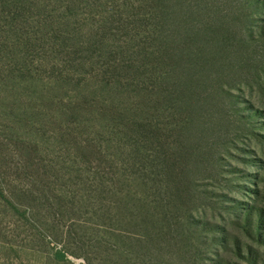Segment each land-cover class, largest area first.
Masks as SVG:
<instances>
[{
  "label": "rangeland",
  "instance_id": "rangeland-1",
  "mask_svg": "<svg viewBox=\"0 0 264 264\" xmlns=\"http://www.w3.org/2000/svg\"><path fill=\"white\" fill-rule=\"evenodd\" d=\"M125 1H38L19 27L39 76L48 80L72 67L68 62L99 42ZM136 13L144 21V12ZM136 36L140 48L143 34ZM245 73L230 97L203 101L200 122L182 136L171 127L161 134L163 117L145 99L148 113L136 118L153 122L146 131L124 121L106 137L97 120L89 117L96 128L71 126L47 101L50 116L34 114L30 124L13 113L24 95L3 89L0 264H250L243 255L250 245L264 264V247L239 224L252 206L264 209V117L250 110L264 109V84ZM161 140L168 143L164 156ZM222 227L230 238L220 248Z\"/></svg>",
  "mask_w": 264,
  "mask_h": 264
},
{
  "label": "trees",
  "instance_id": "trees-1",
  "mask_svg": "<svg viewBox=\"0 0 264 264\" xmlns=\"http://www.w3.org/2000/svg\"><path fill=\"white\" fill-rule=\"evenodd\" d=\"M38 1L0 0V95L5 88L22 93V106L13 113L21 112L30 124L35 123L34 114L50 116L42 107L47 101L53 115L64 117L71 126L96 128L89 117L97 120L108 129L106 137L115 135L124 121L146 131L151 127L146 124L153 122L138 123L136 118L139 112L148 113L141 107L145 99L154 102L163 117L157 130L164 129V134L171 127L182 136L200 122L201 103L212 95L230 97L245 69L260 87L264 84V51L259 49L264 44V0H126L119 18L104 25L106 33L99 42L48 80L35 70L27 52L29 42L19 27ZM136 11L144 12L145 22ZM123 33L126 39L121 38ZM136 33L143 34L140 48L135 45ZM65 90L66 97L52 96ZM250 106L253 114L264 117L263 108ZM9 122L10 130L17 129ZM109 143L116 144V139ZM167 145V140L159 142L161 156ZM0 196L6 199L1 185ZM239 224L264 247V209L252 206L239 216ZM219 233L221 248L230 237L223 227ZM247 248L243 252L247 263L258 264V253L251 245Z\"/></svg>",
  "mask_w": 264,
  "mask_h": 264
}]
</instances>
